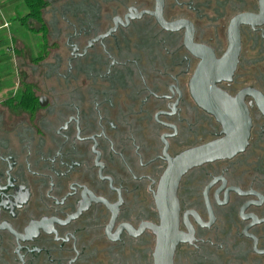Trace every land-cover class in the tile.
Returning <instances> with one entry per match:
<instances>
[{"label":"flooded vegetation","instance_id":"flooded-vegetation-1","mask_svg":"<svg viewBox=\"0 0 264 264\" xmlns=\"http://www.w3.org/2000/svg\"><path fill=\"white\" fill-rule=\"evenodd\" d=\"M49 1L50 52L21 59L0 101V264H155L168 158L224 135L191 87L189 36L219 60L245 14L216 87L245 105L248 141L181 176L172 264H264L261 0Z\"/></svg>","mask_w":264,"mask_h":264},{"label":"water","instance_id":"water-1","mask_svg":"<svg viewBox=\"0 0 264 264\" xmlns=\"http://www.w3.org/2000/svg\"><path fill=\"white\" fill-rule=\"evenodd\" d=\"M264 6V0L260 1ZM165 28L178 29L181 22L166 24L160 17V6L152 13ZM258 21L257 16L240 15L235 17L228 28L229 45L222 58L215 59L212 53L205 47L188 43V49L199 57L201 62L197 67L191 87L202 96L199 103L213 114L223 127V136L209 142L186 149L173 158H168V167L163 173L156 196V203L163 217L160 228H154L158 238L155 250V264H172L173 248L177 233L173 222L177 212L175 189L181 176L190 168L204 162L217 159L230 158L241 152L248 141L250 119L247 109L239 98L232 99L216 87V83L222 79H228L233 71L239 51L240 24H253ZM169 223V224H168Z\"/></svg>","mask_w":264,"mask_h":264},{"label":"rangeland","instance_id":"rangeland-1","mask_svg":"<svg viewBox=\"0 0 264 264\" xmlns=\"http://www.w3.org/2000/svg\"><path fill=\"white\" fill-rule=\"evenodd\" d=\"M22 5L24 7V12H26L24 4ZM46 18L48 21L49 16L47 15ZM10 23L9 33L18 37V41L13 47L14 54L12 50H8L6 47L9 43L8 38L5 37L2 41L3 44L0 45V101L7 99L6 97L17 89L19 85L18 78L22 73L25 74L24 71H27L20 66L21 59L25 60L28 59L29 56L38 54L41 42L40 35L29 34L23 27L18 31L16 28H19L20 24L15 22V20H12ZM5 31H7V29L0 30V37L2 32L6 33ZM18 32L20 33L16 36ZM32 36H34V38H31ZM25 37H28V39Z\"/></svg>","mask_w":264,"mask_h":264},{"label":"trees","instance_id":"trees-1","mask_svg":"<svg viewBox=\"0 0 264 264\" xmlns=\"http://www.w3.org/2000/svg\"><path fill=\"white\" fill-rule=\"evenodd\" d=\"M26 7L23 15L15 16L13 20H17L29 34L40 35V46L38 54H48L49 43L48 38L51 37L50 19L47 21V11L50 8L49 0H21ZM79 4L81 1L78 2ZM37 24V26H36Z\"/></svg>","mask_w":264,"mask_h":264},{"label":"crops","instance_id":"crops-1","mask_svg":"<svg viewBox=\"0 0 264 264\" xmlns=\"http://www.w3.org/2000/svg\"><path fill=\"white\" fill-rule=\"evenodd\" d=\"M24 4L21 0H0V30L7 29L6 33L2 32L0 37V45L3 44L4 38H8L9 43L7 44V49L12 50L14 54V46L18 41V37H15L12 33H9L11 21L15 16L23 15L24 12ZM26 8V7H25ZM14 21V20H13ZM17 22V20H15ZM18 31L21 30V26L16 28ZM20 32L16 34L19 35ZM28 39V37H25ZM31 38H34L32 36Z\"/></svg>","mask_w":264,"mask_h":264}]
</instances>
